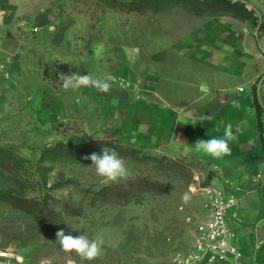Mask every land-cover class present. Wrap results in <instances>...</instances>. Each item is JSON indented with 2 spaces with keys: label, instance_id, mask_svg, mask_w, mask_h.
<instances>
[{
  "label": "crops",
  "instance_id": "1",
  "mask_svg": "<svg viewBox=\"0 0 264 264\" xmlns=\"http://www.w3.org/2000/svg\"><path fill=\"white\" fill-rule=\"evenodd\" d=\"M241 1L264 19V0ZM112 12L94 30L89 15L64 11L58 0H0V147L39 159L52 141L89 137L201 163L209 185L242 187L232 224L237 264H264V42L231 16L201 17L196 27L189 15L176 22L181 30L152 42L124 31L120 18L113 23ZM87 72L110 90L63 87L61 74ZM229 124V154L195 148L198 140L223 138ZM203 205L187 218L206 220ZM191 225L190 242L167 264L191 248Z\"/></svg>",
  "mask_w": 264,
  "mask_h": 264
},
{
  "label": "rangeland",
  "instance_id": "2",
  "mask_svg": "<svg viewBox=\"0 0 264 264\" xmlns=\"http://www.w3.org/2000/svg\"><path fill=\"white\" fill-rule=\"evenodd\" d=\"M58 1L64 11L89 15L94 30H100L102 19L111 11L102 0ZM243 3L249 8L248 3ZM188 15L192 16L178 7L161 13L115 11L110 17L113 23L120 18L124 31L136 36L140 32L143 37L146 34L153 42L155 35L162 32H178L176 22ZM202 22V18L196 17V27ZM68 130L64 131L69 133ZM54 145L52 141L51 146ZM3 148L7 161L13 162L14 167L0 168V192L40 201L46 198L48 209L60 213L64 219L66 234L86 233L89 239L99 238L104 242L97 259L84 261L75 253L63 251L60 243L41 235L33 215L0 201V260L4 264H167L179 245L190 242L192 225L186 219L202 211L204 188L210 179V171L201 163L146 153L119 141L110 148L124 158L131 175L115 183L99 177L94 168L88 167L91 161L84 159L86 155H48L38 162L39 155L21 154V147ZM101 150L92 149L87 155ZM10 156L27 162L19 166ZM132 179L161 181L169 192L160 195L138 188L133 190L135 196L130 202L117 198L114 192L108 197L99 194L107 186L124 185ZM185 193L190 196L187 203L183 200ZM65 204L81 207L82 216L64 212ZM2 253L7 255L4 257Z\"/></svg>",
  "mask_w": 264,
  "mask_h": 264
},
{
  "label": "trees",
  "instance_id": "3",
  "mask_svg": "<svg viewBox=\"0 0 264 264\" xmlns=\"http://www.w3.org/2000/svg\"><path fill=\"white\" fill-rule=\"evenodd\" d=\"M105 6L113 11L126 13L147 12L161 13L171 11L174 8L181 7L194 17L206 16H231L242 22L249 23L251 27L256 26L258 18L255 11L249 9L245 3L236 0H102ZM117 140H100L86 137L79 143H56L53 147L49 146L42 150L38 162L42 161L46 156H69V155H87L89 151L101 150L105 147L110 148L115 145ZM5 149L0 147V168L12 170L13 162L7 161V154H4ZM11 160H16L21 166L24 164V159L11 157ZM142 189L143 191H151L160 195L169 192L168 186L157 180L148 179H132L124 185L107 186L103 188L99 194L110 196L114 192L115 196L125 202H130L135 196L133 190ZM0 201L9 204L14 209L20 210L27 214L33 215L38 232L44 237L53 242L59 243L56 239V232L60 229L65 231V221L60 213H55L49 210V201L45 198L43 201L17 196L13 193L0 192ZM63 211L68 214L80 217L83 209L81 207L65 204Z\"/></svg>",
  "mask_w": 264,
  "mask_h": 264
},
{
  "label": "built area",
  "instance_id": "4",
  "mask_svg": "<svg viewBox=\"0 0 264 264\" xmlns=\"http://www.w3.org/2000/svg\"><path fill=\"white\" fill-rule=\"evenodd\" d=\"M256 26L252 33L257 40L264 42V19L258 13ZM37 31V29H35ZM264 79H260L259 85ZM242 187L225 182L223 186L209 185L204 188L206 200L204 209L208 217L195 221L188 217L187 222L195 226L194 240L186 254H178L170 264H210L229 261L237 264L242 253L234 244L236 233L233 229V210L238 204ZM181 209H183L181 207Z\"/></svg>",
  "mask_w": 264,
  "mask_h": 264
},
{
  "label": "clouds",
  "instance_id": "5",
  "mask_svg": "<svg viewBox=\"0 0 264 264\" xmlns=\"http://www.w3.org/2000/svg\"><path fill=\"white\" fill-rule=\"evenodd\" d=\"M77 66V65H75ZM63 79V87L65 89H78L81 87H92L97 91L107 93L110 90V83L99 77H95L92 73L87 74L72 73L69 75L61 74ZM202 120L211 121L212 116H202ZM235 135L232 130V125H227L223 138H209L207 140H198L194 146L197 150L202 151L213 157H221L222 155L229 154V141L234 140ZM85 160H90L92 167L95 169L96 174L113 183L120 180H127L130 175V169L127 166L123 157L115 149L105 147L100 153L93 152L84 157ZM190 196L185 193L183 200L188 202ZM66 253H75L84 261H94L97 259L102 251L103 240L102 239H89L86 233L79 235L66 234L63 229L56 232V239Z\"/></svg>",
  "mask_w": 264,
  "mask_h": 264
},
{
  "label": "bare ground",
  "instance_id": "6",
  "mask_svg": "<svg viewBox=\"0 0 264 264\" xmlns=\"http://www.w3.org/2000/svg\"><path fill=\"white\" fill-rule=\"evenodd\" d=\"M2 255H3V256H5V255H6V253H2Z\"/></svg>",
  "mask_w": 264,
  "mask_h": 264
}]
</instances>
